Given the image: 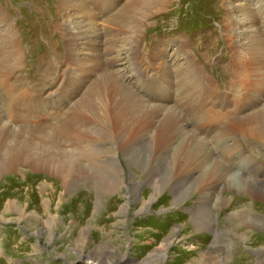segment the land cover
Returning <instances> with one entry per match:
<instances>
[{"label": "rangeland", "instance_id": "obj_1", "mask_svg": "<svg viewBox=\"0 0 264 264\" xmlns=\"http://www.w3.org/2000/svg\"><path fill=\"white\" fill-rule=\"evenodd\" d=\"M152 1L0 0V264H264V0Z\"/></svg>", "mask_w": 264, "mask_h": 264}, {"label": "bare ground", "instance_id": "obj_2", "mask_svg": "<svg viewBox=\"0 0 264 264\" xmlns=\"http://www.w3.org/2000/svg\"><path fill=\"white\" fill-rule=\"evenodd\" d=\"M162 1L163 0H157V2L155 3V1L153 0L152 2H148L150 5H147L148 7H152L153 5H160L161 6V9L159 10L160 12L162 11V8L163 7H165V3L163 4V7H162ZM159 13V12H158ZM88 25V24H87ZM91 26H92V24H91ZM237 30V29H236ZM126 50H128V49H125L124 48V51H122L121 52V54H125V53H127V51ZM1 63H3V60L0 58V72H1V70H2V65H1ZM165 75V74H164ZM164 77V76H163ZM166 77V76H165ZM189 123H187V124H185V125H181V126H179V128H178V135L179 136H181L182 134H184V133H187V132H189ZM11 130H14V126H12L11 124H7V127H6V131L7 132H5V134L7 133V135H8V137H11L12 135H14L13 133L11 134V133H9ZM11 138H13V137H11ZM13 142H14V140H12ZM11 149L12 150H20V149H22V146H19L18 145V143L15 141L14 143H13V145L11 146ZM210 150L211 151H213V149L212 148H210ZM23 152V151H22ZM115 161V160H114ZM132 161H134V159H131V163H133ZM113 162V161H112ZM200 163V162H199ZM225 173V172H224ZM225 175V176H224ZM224 175H222V178H223V180H222V183H225V180L227 181V178L225 179V177H226V175L227 174H224ZM110 176H107V178H109ZM241 179V178H240ZM240 179L239 178H236L235 180H233L234 182H240ZM259 179V180H258ZM261 178H257L256 180L254 179H252V180H247L246 182H245V184L248 186V187H253V188H255V189H257V190H260V191H262L263 193H264V182H262L261 180H260ZM111 180H112V178H111ZM185 180H190V177L189 178H186ZM224 181V182H223ZM221 184V183H220ZM222 186V185H221ZM206 210V209H205ZM209 215L208 214H204L203 215V228L204 227H207L206 225H210L211 223V219H210V217H208ZM246 217V216H245ZM208 228V227H207Z\"/></svg>", "mask_w": 264, "mask_h": 264}]
</instances>
